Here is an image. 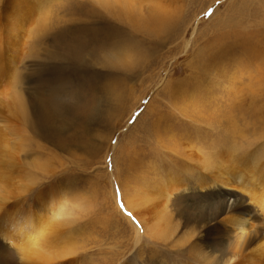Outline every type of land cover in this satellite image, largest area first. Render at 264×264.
<instances>
[{"label": "rangeland", "instance_id": "1", "mask_svg": "<svg viewBox=\"0 0 264 264\" xmlns=\"http://www.w3.org/2000/svg\"><path fill=\"white\" fill-rule=\"evenodd\" d=\"M159 6L172 15L166 27ZM0 46V159L13 151L37 163L21 164L35 176L30 191L14 173L9 182L0 173V187L8 208L75 227L54 264H253L246 251L228 261L241 239L209 222L219 189L202 196L196 180L202 154L217 160L220 151L234 170L233 148L256 153L264 168V0H0ZM33 90L66 103L69 119L50 141L31 129ZM242 172L228 198L264 236V174L253 189ZM174 178L182 187L172 190L171 224L158 229L151 217L142 226L130 197ZM51 186L67 196L41 214L34 200ZM9 219L0 220L6 245ZM9 247L0 264H36Z\"/></svg>", "mask_w": 264, "mask_h": 264}, {"label": "bare ground", "instance_id": "2", "mask_svg": "<svg viewBox=\"0 0 264 264\" xmlns=\"http://www.w3.org/2000/svg\"><path fill=\"white\" fill-rule=\"evenodd\" d=\"M158 12L159 13L161 12L163 14L162 17L165 20H167L164 26L166 27V25L172 18V15H170L169 12L166 9H164V7L162 8L160 6L157 10V13ZM160 23H156V24L158 28L161 29L162 25H160ZM83 42L85 43V41ZM93 42L96 43V41H93ZM56 93L57 92H55L54 90L50 92L47 90L43 93H40L37 90H33L32 93L29 92V98H30L29 101L32 103L31 113L34 115L33 123L35 124V127L39 133L36 132L34 127H32L31 129L37 135H40L41 137L47 140L49 139V141L55 138L59 134L60 122L64 123L63 120L69 119V115H67L65 111L66 103L61 102V99L56 96ZM22 105L15 100V103L13 104L11 110L13 111L15 116H17L19 119L21 118L20 120H22V122L25 123L28 121V119L25 120L24 116H26V114L23 112L24 108L22 107ZM23 106L25 107V105ZM23 131L24 129L21 132L18 130L15 131V130L9 129V134L12 137L13 135H16V138L19 137L22 139L23 137L25 138V134ZM10 148L12 147L10 146ZM219 152L220 151L215 153V155L218 158L217 160L208 154H202L199 157L201 159L199 160L200 165L204 168V171H205V172H202L200 177L196 180V182L199 183L197 187L200 190L199 192L200 195L208 197L214 194L213 190L215 186H218V189H219L215 193L216 203H212L216 207L215 208L216 210L210 214L208 218L209 222L215 221V223H219V229H221L222 226L224 227L223 230H221L223 232H225V230L227 229H231L232 231L235 232L236 236L234 237L241 239L237 248L233 250V254H232L233 256L230 257L228 261L232 260L233 257L235 256L242 255V253L246 251L247 254H251L250 260L253 264H260L259 260H261V258L264 257V236L263 234L262 235L257 234V233L254 235L252 234L253 232H255L253 231L254 230L253 228L255 226L253 225L255 224L253 223L254 216L250 217L252 219L251 221V219L249 218L250 210L247 207H245L242 203L241 205L240 204L232 205V203L230 202L231 199L228 198V195L237 196L235 192L230 191L229 186L237 185L236 183L238 182V180L241 178L243 179V176L246 172L245 173L242 172L241 174L240 173L241 171L250 172L248 176L250 177L252 181L250 183L253 184L252 186L254 189V181H256L259 177H261L264 174V168L262 164L260 165V162H259V159L256 153L252 154V153L247 152L246 155H242L239 152L236 153L235 149L233 148V150L228 151L230 153H227V156L231 163L235 162V165L237 166L235 168L238 170H236L235 168H234L235 171L228 170L229 164L228 165L225 164L224 155H222V152L219 154ZM12 154H13V151L12 153L6 152L5 154L1 156L0 169L1 168L2 169L0 173L2 175V178H1L2 180L1 179L0 180L2 182H6V181L9 182L10 176L12 175V173H14L17 176L16 179L20 182L21 177L25 176V178L26 177L28 178V180H26V185L23 182H21L20 186H23V187L26 186L25 190L24 189L23 190L26 192L30 191L27 188V185L31 182V180L35 179V176L33 175V173L31 174L27 169H24L22 166L35 167L37 163L34 164L33 161H22V162L17 161L16 157L14 158ZM21 164H24V165L21 166ZM240 167H242V169H240ZM176 181L177 180L174 178L173 181H169L166 183V185H162L163 190H161V188H159L157 185H153L154 187L148 186L140 191L142 196L139 197V199L137 198L138 196L130 197L129 203L127 202L129 205L128 207L131 209L133 213H137L139 215L138 216L139 222L142 223V226L144 224H150L146 221V218H151V217H153V223L156 224L155 227L158 229H163V228L166 229L171 224L172 216H170L171 214H169V212L171 211L169 210V201L171 200L172 202V199H173L171 197L172 192H173L172 190L175 188L178 190L180 187H182L180 186V184L176 186ZM244 185H243V188H244ZM252 186L250 185L249 188ZM15 187L17 189L19 188L17 186ZM164 187L167 188L168 190H165ZM61 188L62 187L57 188V187L51 186L46 189H43L41 193L37 195V197L34 200V203L38 205L39 212H41V214L45 212L54 211L55 209L59 207L58 205H60L62 201L65 200L67 196L65 193L66 190L65 189L63 190ZM209 189H213V190H209ZM253 189L251 188V191ZM2 193H4V191L0 187V220L10 218L9 222L12 224V226H14L15 231L12 235H9L10 238L5 237L6 240H9L7 242L9 243V245H6L5 241L3 243L0 240V253L1 252L3 253L7 249V247L10 250V247H9L10 245H16L19 247V256L22 262L23 260H25V261L32 262V263L36 262V264H54L56 262L54 260L58 258V255H62L63 251H65L62 249V244L65 243V245H67L66 243L71 242L72 238L74 237L75 227H73L72 225H69V223L68 224H66L65 222L63 223L64 220H61V219L57 223L56 220L52 221L51 219L42 218L45 215L38 216L36 215L35 211L32 209L25 211L24 209H22L24 205L22 206V204L20 203H19L20 205L18 207L16 206V208L14 209L8 208L7 204H8V201L10 200V197H7L5 196V194H2ZM146 210L149 213L148 217L144 215ZM3 221L6 222V220H3ZM12 247H15V246H12ZM18 264L20 263L18 262Z\"/></svg>", "mask_w": 264, "mask_h": 264}, {"label": "snow or ice", "instance_id": "3", "mask_svg": "<svg viewBox=\"0 0 264 264\" xmlns=\"http://www.w3.org/2000/svg\"><path fill=\"white\" fill-rule=\"evenodd\" d=\"M129 215H131V214H129Z\"/></svg>", "mask_w": 264, "mask_h": 264}]
</instances>
